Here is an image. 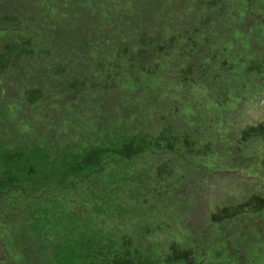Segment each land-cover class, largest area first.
<instances>
[{
	"label": "trees",
	"instance_id": "1",
	"mask_svg": "<svg viewBox=\"0 0 264 264\" xmlns=\"http://www.w3.org/2000/svg\"><path fill=\"white\" fill-rule=\"evenodd\" d=\"M0 264H264V0H0Z\"/></svg>",
	"mask_w": 264,
	"mask_h": 264
}]
</instances>
